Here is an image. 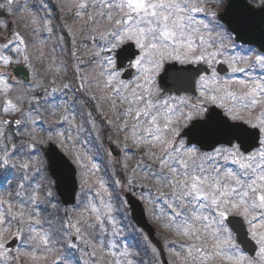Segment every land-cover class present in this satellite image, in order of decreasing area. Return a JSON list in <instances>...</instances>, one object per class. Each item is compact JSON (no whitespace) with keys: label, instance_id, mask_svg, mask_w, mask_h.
<instances>
[{"label":"snow or ice","instance_id":"1","mask_svg":"<svg viewBox=\"0 0 264 264\" xmlns=\"http://www.w3.org/2000/svg\"><path fill=\"white\" fill-rule=\"evenodd\" d=\"M223 4L0 0V264H145L113 214L120 194L103 178L92 181L99 168L87 150L73 151L84 123L98 128L94 112L125 156L136 157L131 169L120 162L124 184L142 189L153 222L172 237H164L166 264H264V44L257 51L237 42L264 8L244 4L228 19V10H213ZM53 38L72 75L62 62L45 83L50 69L38 73L35 63ZM45 144L71 157L50 148L52 175L60 171L73 190L78 177L82 187L63 209L38 159ZM90 183L98 187L83 190ZM142 240L156 264L161 249Z\"/></svg>","mask_w":264,"mask_h":264},{"label":"rangeland","instance_id":"2","mask_svg":"<svg viewBox=\"0 0 264 264\" xmlns=\"http://www.w3.org/2000/svg\"><path fill=\"white\" fill-rule=\"evenodd\" d=\"M226 1L224 0V4L223 6L220 7H216L213 10L217 12V14L222 13V11L224 10L225 6H226ZM248 2L250 4H252L254 7H261L263 4L260 3H253V0H248ZM58 12V10H57ZM9 20H11L12 18L9 17ZM18 19V18H17ZM68 23H72L71 17L68 18L67 20ZM16 29L19 30L24 36L25 39H28L30 36V31L28 29H26L24 27V23L21 20H18V23L16 25ZM4 35V33H0V36ZM65 38L69 41L70 44V38L67 37V35L65 34ZM79 43V42H77ZM55 44V38L49 40L47 42V45L45 47V56H44V62L43 64L36 62L35 63V68L36 71L38 73H43L45 68H49L50 71L48 72L46 78H45V83H47V80L50 79L53 75H55L56 72V68L62 63H68L69 64V72H68V77H71L72 73H71V68L70 65L72 63V59L70 57L67 56L66 53H62L60 48L63 47V45L61 46H57L55 51H52L53 45ZM243 46V45H242ZM94 47V46H93ZM245 49L247 48H255V47H250V46H243ZM256 49V48H255ZM257 50V49H256ZM258 51V50H257ZM81 52H83V49H81ZM82 60L84 61V66L87 67L89 62H90V58H91V51L88 52H84L82 55ZM50 60H54L55 63L54 64H50L49 61ZM93 67H97V65L95 64V62H92ZM244 67H246V65H242ZM30 72V70H27ZM66 77V79L68 78ZM57 86L60 85L61 81L59 79H57ZM56 96L59 98L57 100V103H63L65 97L63 96V94L61 92H57ZM49 98H51V92H49ZM78 108V117H77V123H84V121L87 120V116H84L83 119L80 118L79 113H83L86 111V109L84 108H80L79 106H77ZM94 115L97 116V121H98V128L96 130H93L91 128V125L84 123V127H85V131H83L81 133V139L79 143H76L74 146L73 151L75 152H79L82 155L85 154V151L87 150L88 154L85 155V160L87 161L88 159L92 158L95 160V162L98 165L99 171L96 172V174L94 176H92V181H97L99 178H103L105 181L108 182L109 184V191H112L113 188H115V192L113 193V195L115 196L116 193H119V199L118 200H114V207H115V211H114V215L117 217V219L120 221V223L123 225L124 227V233L123 235L127 238L129 245H132L133 239L130 240L131 234L129 233V231H132L131 229V225L132 222L130 220V214L124 199V194L123 192H127L129 194H131L137 201H139V203L141 204L146 220L148 222V224L153 227L155 233H156V237L161 241L163 248H164V253H165V257L166 260L169 261L172 259L171 254L168 251V247L165 246L164 243V237H167L169 239H172V237L170 236V234L168 233H162L161 230L157 227V225L153 222L152 217L150 216V214L148 213L147 209L151 208V205L146 203V199L147 197L145 196V200H141L140 196H141V192L142 189L140 187H136L135 189L129 188L126 184H124V181L126 180V176H125V171L124 169L121 167V163L122 161L127 160L128 162V167L129 169H131L132 166H134L136 164V157L135 156H130V157H126L124 152L122 151V149L119 147V141L117 138H115L114 136H110L109 132L110 130L107 128L106 125H104L102 128L100 127V124H102L103 118L101 116H99L98 114H96L94 112ZM108 137L111 140V143L115 146L116 149H118L120 151V156L119 157H114L111 155L110 151L107 148L106 142ZM61 153H63L68 160L71 159V157L69 155L66 154V147L64 149L60 148L57 145H54ZM47 147V144L43 145L40 150H39V158H44V168H45V175L50 178L48 171H47V162L44 156L45 153V149ZM75 170L77 169L76 165H73ZM138 178V177H137ZM51 179V178H50ZM52 180V179H51ZM115 180H120L122 183L119 186L114 185L113 181ZM148 185L151 184V182H147ZM77 195H76V201H78L81 198V192H82V187L79 183V178L77 177ZM98 187V185L94 184V183H90L89 185H84L83 186V190H88L89 188H96ZM52 191L54 196L56 197V199L58 200L55 191H54V182L52 180ZM102 195L105 196V198H107V194L106 193H101ZM61 209H63L64 207H62V205H60ZM137 234L135 235V238L139 241V249L141 247L144 248V240H142V237H145L141 232H138L136 230ZM136 245H138L137 243H135ZM145 252V251H144ZM144 252L142 253L140 250L141 255L138 257V259H142L144 260L145 264H153L152 261V256L148 255L145 256ZM78 257L80 256L79 253L76 254ZM86 259V258H85ZM51 260V257H50ZM42 264H46V262H42ZM156 264H161L160 259H159V255L156 259Z\"/></svg>","mask_w":264,"mask_h":264},{"label":"water","instance_id":"3","mask_svg":"<svg viewBox=\"0 0 264 264\" xmlns=\"http://www.w3.org/2000/svg\"><path fill=\"white\" fill-rule=\"evenodd\" d=\"M244 4H246L249 8H251L256 13H260V10L262 8H264V5L262 7L255 8L254 6L249 4L246 0H227L226 6H225L223 12L220 13L218 16L225 15L226 10H228L227 18L228 19H235L240 14V12L242 10L241 6ZM229 5H231V8H229ZM262 20H264V17L257 15L254 18L253 26L244 32L243 41H237V42L242 43V45H244V46L255 47L259 51V46L261 44H264V37H262V35H261V32L264 31V29H262L260 26ZM221 23H224V21H221ZM221 67H223V66H221ZM161 76H163V73L161 74ZM167 83L170 84L171 80H168ZM107 147H108V150L110 151L112 156H114L116 158L120 156V151L118 149H116L115 146L111 143V140L109 137L107 139ZM50 148H55V150L57 152H59L61 155H63V154L54 145H51V146L48 145L46 148V151H45V158H46L47 165H48V172H49L50 177L53 179V181L55 183L54 189H55L56 195L60 201V204L62 206H64L63 202L65 200H71L73 203H75L76 192H77V180H76V184H75V187L73 190V188L71 186H69L66 182H64V180L62 178V173L60 171H57V175H55V176L52 175V171H51L50 165H49L48 160H47V157H48L49 152H50ZM65 159L68 160L66 157H65ZM73 169L75 170L74 166H73ZM58 177L61 178L59 183L57 182ZM125 200H126V203L128 205V209L130 211L131 220L147 236V238L151 242L155 243L161 249L160 259H161L162 264H166L167 260H166L163 248L161 246V243L155 237L154 229L148 224L141 204L139 203V201H137L129 193L125 194Z\"/></svg>","mask_w":264,"mask_h":264},{"label":"trees","instance_id":"4","mask_svg":"<svg viewBox=\"0 0 264 264\" xmlns=\"http://www.w3.org/2000/svg\"><path fill=\"white\" fill-rule=\"evenodd\" d=\"M131 229H132V231H129V233L131 234V237H132L130 240L133 239V242L137 243L138 246H140L139 241L135 238V235L137 234L136 229L133 227ZM140 250L143 253L145 251V248L141 247Z\"/></svg>","mask_w":264,"mask_h":264}]
</instances>
